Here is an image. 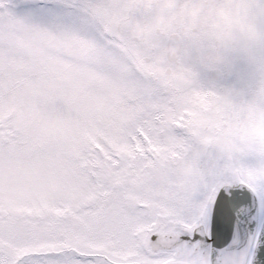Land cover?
Segmentation results:
<instances>
[{"label":"snow or ice","instance_id":"6c2138e0","mask_svg":"<svg viewBox=\"0 0 264 264\" xmlns=\"http://www.w3.org/2000/svg\"><path fill=\"white\" fill-rule=\"evenodd\" d=\"M0 264H264V145L0 113Z\"/></svg>","mask_w":264,"mask_h":264},{"label":"rangeland","instance_id":"374dc122","mask_svg":"<svg viewBox=\"0 0 264 264\" xmlns=\"http://www.w3.org/2000/svg\"><path fill=\"white\" fill-rule=\"evenodd\" d=\"M21 1L24 3L0 0V113L13 126L18 119L30 126L37 113L61 115L85 124L111 123L147 112L170 119L173 124L185 116L193 125H200L197 134L208 141L211 134L205 131L207 122L213 123L218 116L220 123L232 124L215 133L220 139L227 138L233 128L242 147L264 145L260 124L264 118V0H245L238 15L235 33L240 37L242 56L236 69L248 66L249 72L246 80L232 81L235 100L223 97V110L219 107L221 113L217 114L218 108L209 111L202 81L165 74L166 68L172 67L166 60L167 36L156 29L163 28L167 19L168 26L172 25L176 0H61L53 6L20 9ZM192 2L197 8V1ZM117 25L131 28L143 39L147 37L136 55H150L153 60L149 71L159 76L148 98L121 52L98 38L103 28ZM35 37L40 45L34 42ZM190 44L187 40V48ZM214 85L213 90L217 87ZM224 86L230 89L229 83ZM57 131L67 136L76 134L71 124ZM16 179L13 172V183Z\"/></svg>","mask_w":264,"mask_h":264}]
</instances>
